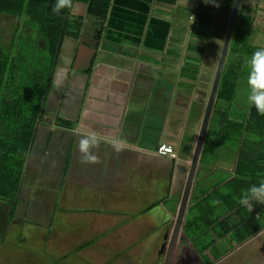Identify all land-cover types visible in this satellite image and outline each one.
<instances>
[{
	"label": "crops",
	"instance_id": "1",
	"mask_svg": "<svg viewBox=\"0 0 264 264\" xmlns=\"http://www.w3.org/2000/svg\"><path fill=\"white\" fill-rule=\"evenodd\" d=\"M233 3L109 0L101 9L91 0H76L72 16L82 18V27L78 37L63 42L36 137L43 154L59 165L57 190L74 208L68 210L70 219H126L112 224L104 238L128 230L130 219H159L158 228L165 230L179 217ZM17 23L0 16V47L1 37L17 29ZM8 39L14 41V33ZM214 112L213 107L211 119ZM210 123L184 221L196 200L235 175L238 148L225 143V127L213 164L205 160ZM90 132L100 140L93 149L98 162L84 164L77 142ZM164 143L176 149L177 159L158 153Z\"/></svg>",
	"mask_w": 264,
	"mask_h": 264
},
{
	"label": "trees",
	"instance_id": "2",
	"mask_svg": "<svg viewBox=\"0 0 264 264\" xmlns=\"http://www.w3.org/2000/svg\"><path fill=\"white\" fill-rule=\"evenodd\" d=\"M75 2L73 0V4ZM91 3L94 7L104 9L109 0H91ZM54 4L55 0H0V16L17 19L16 32L22 30V27L26 32L34 30L37 41L49 52L51 62L54 61L53 64L56 65L65 38L79 36L82 18L73 17V9L55 14L52 11ZM247 19L239 13L214 106L217 117H223L224 120L225 143L227 135L238 143L235 175L219 188L206 191L202 199L196 200L183 225L184 235L193 244L202 264H216L207 254L211 249L214 255L215 238L208 243L203 242V236L215 235L222 239L234 233L244 242L264 230V204L252 201L253 211L250 212L238 203L242 191L264 181V116L259 115L254 107L246 114L237 113L235 117L228 113L229 106L237 96L242 74L240 71L245 60L254 50L264 48L253 45L254 25L253 21ZM228 28L227 22V27L222 30L223 39ZM12 45L15 47V39L12 44L0 47V208L1 204L7 205L1 214L3 219L8 218L9 224L23 203L20 194L24 186L25 169L45 111L46 98L53 87V78L48 79L40 90L36 79L34 82L30 80L31 82L19 86L14 85L8 76L7 63L10 59L14 62L23 57L17 55L11 58L14 50ZM12 74L13 78L17 76L13 72ZM36 90H39V95H35ZM35 101L37 104L34 106L32 103ZM220 189L227 192L223 193ZM213 200H220L221 203L212 205ZM222 210L224 214L220 215ZM190 237L192 240H189ZM25 240L23 237L20 241Z\"/></svg>",
	"mask_w": 264,
	"mask_h": 264
},
{
	"label": "rangeland",
	"instance_id": "3",
	"mask_svg": "<svg viewBox=\"0 0 264 264\" xmlns=\"http://www.w3.org/2000/svg\"><path fill=\"white\" fill-rule=\"evenodd\" d=\"M233 1V4H235L236 0ZM241 9L240 16H243V18L246 17V19L248 18L247 20L250 22L253 21V45L264 47V0H243ZM231 17L232 13L228 19L229 21H227L228 25ZM211 20H214V18H211ZM23 24L28 25L25 22ZM23 28L17 32L16 28L13 31L10 28L9 34L5 35V37L3 35V40L1 37L2 45H6L11 40H7V37H11V32L14 33L16 45L15 47L12 45V49L14 50L10 56L11 58L17 57V55L21 58L23 57L14 62L10 59V62L7 63L8 76H10L16 86L31 81L34 82V79H36L38 82L37 86L40 90L44 88L48 79H54V61L51 62V55L46 49L42 48L40 41H37V33L34 30L32 32L29 30L26 32ZM0 32L4 33V30L2 29ZM11 42L13 41L11 40ZM247 59L244 62L242 71H240L242 74L240 73L241 79L237 91L238 96L228 108L230 116L235 117L241 110L244 111L249 108L247 102L248 88L246 84L248 72ZM12 72L17 76L13 78ZM32 72H37V74L34 75ZM51 75L53 76L51 77ZM39 90H36L35 95H39ZM36 104L37 101L32 103L34 106ZM216 114L217 112H214V116L211 119L208 150L205 154V160L211 161L212 164L218 151L217 143L224 127L223 117L218 118ZM226 141L227 144H232V142L236 143L228 135ZM236 146H238V143H236ZM220 164L222 165L223 162ZM32 166L35 167L34 165ZM33 170L34 168L31 171L32 173ZM31 172H29L30 176ZM52 173L51 176L53 175ZM219 174L217 172L216 175L220 177ZM215 179L218 178H210L207 181L211 183L212 181L215 182ZM56 181L54 180V182ZM43 184L45 186L48 185L47 182ZM27 185V193L25 190L23 198V201L26 203H22L20 206L21 208L27 206V209L25 211L23 209L24 213H21V209H19L18 215L11 221V224H9L8 218L3 219L1 212L3 213L5 211L7 205L1 204L0 264H166L167 256L173 243L174 233H176L178 218L171 221V224L168 226L169 230H167L168 227L165 230L158 228L159 223H162L159 219L152 220L149 218L140 221L130 219L128 222L130 228L128 230H119V235H109L103 238L101 237L103 236L102 233L107 232L112 224L124 222L126 219L100 216L91 220L70 219L72 213L68 212V210H71V208L73 210L74 208L67 198L68 196L60 199L59 194L56 195L57 199L55 198V203L52 201V203L46 202L45 204L42 202L41 204L39 203L41 193L46 194L47 192L48 194L49 191L50 195L52 194L50 186H48V191L43 188L38 189L31 179ZM220 190L223 193L227 192L225 189ZM197 192L198 195H201L203 189L199 188ZM33 202L37 203L36 205L42 210H45L46 213L56 208L48 223H46L47 218L45 216H31V220H27L25 216L30 211ZM22 214L24 216L21 219L19 216ZM221 214H224L223 210L220 211ZM23 221L30 223V226L23 227L22 229L19 228L18 226L20 224H24ZM181 227L179 228L178 238L173 248V256L170 264H202L201 258L195 251L193 244L185 237ZM45 228L46 230L44 231ZM6 233L7 236L5 237ZM23 237L26 240L21 242L20 240ZM99 237L102 239H99ZM214 238L213 252L215 256L212 254L211 249L208 250L207 254L216 261V264H264V231L241 246H239L242 243L241 239L234 233L222 239H218L215 235L203 236L202 240L203 242L211 243ZM93 240H97L95 244L89 245L88 248H83ZM189 240H192V237Z\"/></svg>",
	"mask_w": 264,
	"mask_h": 264
},
{
	"label": "clouds",
	"instance_id": "4",
	"mask_svg": "<svg viewBox=\"0 0 264 264\" xmlns=\"http://www.w3.org/2000/svg\"><path fill=\"white\" fill-rule=\"evenodd\" d=\"M215 4V0H205ZM219 6V5H215ZM74 8L73 0H55L52 11L59 15L63 10H72ZM248 72L246 84L248 88L247 102L250 107H254L257 113L264 116V48L254 50L247 59ZM100 140L95 132L80 135L77 142V148L80 152V162L84 164L97 163L98 156L93 153V149L97 148ZM113 147L119 151V147L114 143ZM252 201L264 204V181L258 185L253 184L246 191H242L238 198V203L253 211ZM220 200L211 201L212 205L220 204ZM184 222V220H183Z\"/></svg>",
	"mask_w": 264,
	"mask_h": 264
},
{
	"label": "flooded vegetation",
	"instance_id": "5",
	"mask_svg": "<svg viewBox=\"0 0 264 264\" xmlns=\"http://www.w3.org/2000/svg\"><path fill=\"white\" fill-rule=\"evenodd\" d=\"M38 141H39V139L37 138L35 143H34V146H33V150H32L33 152H31L30 158L28 160V163H27V166L25 169V178H24L25 181L23 183L24 186H23L22 192L20 194V197L23 200L25 190L28 188L27 184L30 182V179H31L32 182H34L35 187H37L38 189L43 188L46 191H48L49 190L48 186H50V189L52 191L51 195H50L49 191H48V194H47V192H46V194L41 193V198L39 200V203L42 204V202H43L46 204V202L52 203V201H53V203H55L56 199H57L56 195H59V191L57 192V189H58L57 184H58V181L60 178L59 165L57 164L58 168H56V166L54 165V162H53V160H54L53 157L50 154H46V155L43 154V152L41 150V145H38ZM32 165H34L35 167H33ZM29 167H31L32 169L34 168L33 173L31 172L32 169ZM29 172H31V176L29 175ZM51 173L53 174L52 176H51ZM54 180H57V181L54 182ZM45 182H47V184H48L47 186H45V184H43ZM46 187H47V189H46ZM26 193H27V190H26ZM23 203H26V202L23 201ZM32 204L33 205H31V209L27 214V220H31L30 219L31 216H36V217L45 216L47 218L46 223H48L49 219L51 218L52 213H54L56 208L51 209V211L49 213H46L45 210H42L41 208H39L38 205H36L37 203L33 202ZM25 207L24 206H23V208L19 207L18 209H21L20 210L21 213H24V211L27 209V206H25ZM23 209H24V211H23ZM17 213H18V211L15 213V216L18 215ZM23 216L24 215L22 214L19 217H21V219H22ZM54 220H55V218H54ZM23 223H24L23 225L20 224V226H18V225L17 226L21 229L23 227L26 228V226H30V223H28L27 221H23ZM31 229H33V228H31ZM45 230H46V228L44 229V231Z\"/></svg>",
	"mask_w": 264,
	"mask_h": 264
},
{
	"label": "water",
	"instance_id": "6",
	"mask_svg": "<svg viewBox=\"0 0 264 264\" xmlns=\"http://www.w3.org/2000/svg\"><path fill=\"white\" fill-rule=\"evenodd\" d=\"M242 2H243V0H236L235 1L232 17H231V20H230L229 28H228V31H227V35H226V38H225L224 46H223L221 57H220L219 68H218V71H217V74H216V77H215V82H214V86H213V90H212V95H211V98H210V101H209V105H208V108H207L205 120H204V123H203V126H202L201 134H200L198 145H197V148H196L195 159H194V162H193V171H192V173H191V175L189 177L188 185H187L186 191H185L183 199H182V204H181L179 217H178V221H177L176 233H174V238L172 240L173 243L171 244V248H170V251H169L168 256H167L166 264H170V262L172 260L173 248H174V245H175V243L177 241V238H178L179 228L183 224V217H184L185 210H186L187 203H188V199H189V192H190V189H191V184H192V181H193V178H194V173H195V170H196V166H197V163L199 161L200 154L202 152V148H203V145H204V142H205V137H206V133H207V130H208L209 123H210L212 110H213V107L215 105V101H216V98H217V95H218V90H219V86H220L223 70H224L226 59H227V56H228V51H229V48H230V45H231V42H232V37H233L235 25H236V22H237L239 13H240Z\"/></svg>",
	"mask_w": 264,
	"mask_h": 264
},
{
	"label": "built area",
	"instance_id": "7",
	"mask_svg": "<svg viewBox=\"0 0 264 264\" xmlns=\"http://www.w3.org/2000/svg\"><path fill=\"white\" fill-rule=\"evenodd\" d=\"M158 153L162 156L169 157L171 159H177L178 158V153L176 149L168 144H162L159 149Z\"/></svg>",
	"mask_w": 264,
	"mask_h": 264
}]
</instances>
